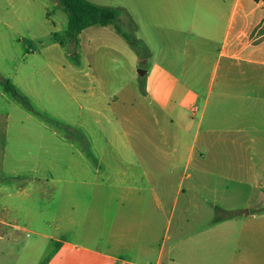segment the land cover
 Here are the masks:
<instances>
[{
	"label": "rangeland",
	"instance_id": "1",
	"mask_svg": "<svg viewBox=\"0 0 264 264\" xmlns=\"http://www.w3.org/2000/svg\"><path fill=\"white\" fill-rule=\"evenodd\" d=\"M117 24L133 41L126 40L111 24L88 28L80 34L77 44L66 41L62 47L55 43L54 35H64L68 16L58 0H0V121H5L3 116L11 118L8 131L0 128V264H45L54 244L42 236L62 235L49 229L51 212L57 224L64 225V214L53 213L55 201H73L91 192L73 186L70 191H55L50 196L40 194L36 186L76 184L80 178H90L92 174H83L79 169L81 162L84 166L96 165L92 159H81V154L109 157L121 153L138 162L124 145L127 139L133 150H145L143 113L151 99L144 91L149 76H142L140 71L149 68L155 73V65L173 63L175 60H169L173 56L176 65L182 67L186 37L148 24L139 29L122 20ZM201 49L195 44L189 53L195 56ZM199 71L198 78H180L181 83L197 90L194 95L183 96L189 102L184 104L186 116L182 124L185 128L193 124L192 132L186 134L179 125L174 126L183 133L184 146L192 141L208 102L211 110L207 109L201 138L210 127L209 114L222 112L214 108L219 103L228 104L232 115L240 116L233 122L220 121L218 135L226 137L230 133L237 137L234 130H226L242 127V135L264 137V77L236 73L224 78L223 67L212 77L211 62H201ZM150 80L151 85L174 84L173 78L159 76ZM5 81L27 103L18 102L7 91ZM227 84L229 90L225 88ZM192 108L199 109L194 117ZM20 120H28L22 123L26 128L23 132ZM219 145H223V139ZM256 148L264 149V145L258 142ZM231 149V154L223 157L201 159L198 150L203 149L197 147L192 167L215 168L218 203L225 199L227 207L243 210L241 215L251 209L264 215V180L257 176L250 181L251 175L247 179L245 175L250 168L264 172V157L251 159L250 151L247 154L243 149L241 155H235ZM67 166L71 167L68 173L64 170ZM225 183L230 190L224 193ZM174 232L173 220L169 246L176 240ZM227 245L233 263L264 264V233L255 240L233 235Z\"/></svg>",
	"mask_w": 264,
	"mask_h": 264
},
{
	"label": "crops",
	"instance_id": "2",
	"mask_svg": "<svg viewBox=\"0 0 264 264\" xmlns=\"http://www.w3.org/2000/svg\"><path fill=\"white\" fill-rule=\"evenodd\" d=\"M87 1L118 10L120 20L133 29L148 24L183 33L186 52L182 67L176 65L173 56L169 59L175 60L173 63L155 65V73L147 68L142 75L149 76L144 91L151 99L143 113L145 150H133L129 139L124 143L138 162L121 153L109 157L81 154V159H92L96 165L84 166L81 162L83 166L79 169L83 174H92L90 178H80L81 182L76 184L60 182L35 187L40 194L45 192L50 196L55 191H70L73 186L91 191L73 201L65 198L55 201L53 213L64 214V225L57 224L51 212L49 229L62 235L42 236L54 244L45 264H248L233 263L227 240L233 235L262 238L264 215L258 214V209L241 215L243 210L227 207L225 199L218 203L215 168L192 167V164L197 147L203 149V152L198 150L201 159L231 154V147L235 155H241L244 149L245 153L250 151L251 159L264 157V149L256 148L258 142L264 145V137L242 135V127L226 130L228 133L234 130L239 134L237 137L230 133L226 137L218 135L216 127L220 121L233 122L240 116L232 115L225 103L214 107L222 112L209 114L210 127L201 138L207 109L211 110L210 102L207 103L192 141H187L185 146L183 133H178L174 126L179 125L186 134L192 132L193 124L186 128L182 124L186 116L184 104L189 102L184 95H194L197 90L181 83L180 78L200 77L201 62L212 63V77L221 67L224 78L236 73L264 77V0ZM195 44L202 49L192 56L189 51ZM159 76L173 78L174 84L166 87L160 83L162 80H156L160 85H151L150 79ZM225 88L229 90L228 84ZM194 109L197 111L193 112ZM194 109L192 117L199 111ZM3 117L5 121H0V128L6 132L11 118ZM27 121L18 122L22 132L26 130L22 123ZM222 139L223 145H219ZM69 169L70 166L64 168L66 172ZM245 175L246 179L251 175L250 181L257 176L264 180V172L251 168ZM226 185L224 193L230 190ZM173 220L176 240L169 246Z\"/></svg>",
	"mask_w": 264,
	"mask_h": 264
},
{
	"label": "trees",
	"instance_id": "3",
	"mask_svg": "<svg viewBox=\"0 0 264 264\" xmlns=\"http://www.w3.org/2000/svg\"><path fill=\"white\" fill-rule=\"evenodd\" d=\"M59 5L68 16V27L64 35L55 34V43L65 47V42H79L80 34L91 27H107L111 24L116 26L117 31L128 41L133 39L128 36L117 24L120 20V12L115 9H109L94 5L87 0H58ZM7 91L11 92L14 98L21 103H27L26 98L22 96L11 83L4 82Z\"/></svg>",
	"mask_w": 264,
	"mask_h": 264
},
{
	"label": "water",
	"instance_id": "4",
	"mask_svg": "<svg viewBox=\"0 0 264 264\" xmlns=\"http://www.w3.org/2000/svg\"><path fill=\"white\" fill-rule=\"evenodd\" d=\"M140 74H141V75H144V74H145V71H140Z\"/></svg>",
	"mask_w": 264,
	"mask_h": 264
},
{
	"label": "built area",
	"instance_id": "5",
	"mask_svg": "<svg viewBox=\"0 0 264 264\" xmlns=\"http://www.w3.org/2000/svg\"><path fill=\"white\" fill-rule=\"evenodd\" d=\"M196 111H197V109H194V110H193V112H196Z\"/></svg>",
	"mask_w": 264,
	"mask_h": 264
}]
</instances>
